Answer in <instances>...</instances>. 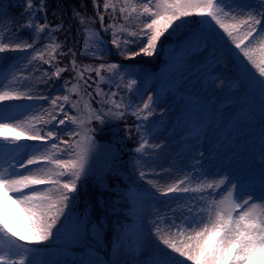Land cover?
Here are the masks:
<instances>
[{"label": "snow or ice", "instance_id": "6c2138e0", "mask_svg": "<svg viewBox=\"0 0 264 264\" xmlns=\"http://www.w3.org/2000/svg\"><path fill=\"white\" fill-rule=\"evenodd\" d=\"M92 4L94 9L99 8L98 0H92ZM103 8L106 13L111 9L108 15L113 21L118 9L125 21L123 24L105 25L104 15L96 11L101 30L104 33L111 30L112 45L120 55L129 59L141 53L152 56L161 37L169 33L170 29L174 31L181 27L186 22L184 18L193 15L201 18L198 21L201 26L199 39L205 48L209 34H215L218 27L235 45V49L239 50L236 53L229 50L225 54L229 58L235 56L238 59L242 53L248 64L257 70L259 78L248 64L240 61L238 65L258 87L264 100V0H254L253 3L244 0H104ZM37 12H46L45 0H26L27 22L22 27L32 30L33 42L18 43L13 50L27 52L28 49H33L32 61L39 60L55 69L51 73H43L47 80H51L52 76L59 79L61 73L69 71L67 67H57L56 63L57 55L70 53L69 63L71 71L75 73L72 80L76 83L68 87L70 81L66 80L65 94L55 97L31 94V90L19 91L20 87L25 86L23 81L28 80L33 71H39L35 65L28 69V76L17 77L13 74L8 84H3L0 79V264H26L22 254L30 253L32 249L18 243V240L39 245L49 241L54 235L53 229L65 208L70 207V201L75 199L71 194L77 191L78 182L86 174L88 151L95 143V130L90 127L92 122L103 125L109 120H120L126 115L146 122L154 115L156 108L154 96H148L142 106L133 107L131 103L124 102L123 96L119 100L114 99L118 92L103 90L102 84L121 87L124 80L121 74L123 65H78L77 55L93 56L99 60L109 51L100 31L85 27L83 48L79 53L71 48L67 53L59 52L62 45L56 42L52 33L61 30L62 22L54 28L46 18L44 23H38ZM73 14L74 17H80L81 25L85 24V18L79 12L74 10ZM129 20L142 24L139 31L129 28ZM91 23L95 21L91 20ZM125 32L127 36L139 39L129 40L118 35ZM45 35L49 37V42L43 49H35L34 45L42 41ZM5 38H0V53L10 50V45L3 42ZM137 43L138 52L128 49V45ZM233 63L236 64V59H233ZM29 64L31 65V61ZM11 67L23 71L19 64ZM92 72H95V79L91 75L85 78V73ZM102 73H107V76ZM117 78L121 83H116ZM47 80L44 82L47 83ZM93 84L95 97L99 98L96 99L99 108L92 107L93 92H89L88 88ZM135 84L134 79L127 81L129 92L133 91ZM71 94H75L77 99L73 100ZM20 100H47L51 109L43 108L27 120L11 123L10 118L4 117L3 113L25 106L3 102ZM65 105H69L76 114L70 115ZM35 107L36 105H28L26 111L30 112ZM61 114L62 119L59 118ZM66 122L75 127L67 130L64 127ZM38 125H44L47 131H43ZM135 131L138 134V146L133 151L137 154L134 159L138 164L139 179L155 189L159 197H163L161 200L149 189L142 190L146 201L154 202L152 206L155 218L151 221V235L164 248L149 245L141 264H251L253 256L264 251V153H261L262 171L258 192L233 182L229 177H214L209 180L206 174L197 175L194 169L201 162L195 157L192 169L184 171L183 175H179L178 169H165L166 173L176 172L179 178L172 179L169 174L163 178L172 182L161 185L159 180L150 177L163 176V173H157L155 169L149 172L150 161L145 159L151 155L149 148L159 147L150 141L152 130L149 125L139 123L135 125ZM62 132L68 135V140L61 137ZM73 137L79 139L74 140ZM23 141L39 143L26 144ZM261 144H264V134L261 135ZM141 163L142 167L139 166ZM221 188L224 190L219 193V199L213 197L208 200L203 195L209 189L216 191ZM190 193L198 196L185 195ZM193 200L203 203L197 206L190 203ZM157 203L163 206L162 209L156 208ZM10 204L17 206L21 215H13ZM173 204L175 207H172ZM18 229H22L23 234ZM142 236L143 231L139 233V237ZM143 243L146 244V241ZM15 256H20V259H14Z\"/></svg>", "mask_w": 264, "mask_h": 264}, {"label": "rangeland", "instance_id": "374dc122", "mask_svg": "<svg viewBox=\"0 0 264 264\" xmlns=\"http://www.w3.org/2000/svg\"><path fill=\"white\" fill-rule=\"evenodd\" d=\"M244 2L253 3L254 0H244ZM25 8L26 0H0V38L7 37L3 42L10 45V50L0 53V79L3 80V84H8L12 80L11 75L16 71L11 65L19 64V68L28 69L31 61V65L39 68V71H35L37 78L32 80L29 77L28 80L23 81L25 86L20 87L19 91L31 90L29 83L35 82L47 89L44 95L62 96L65 94L66 80L70 81L68 87L76 83L72 80L75 73L71 71V64L69 65L67 60V57L71 56L70 53L64 56L57 55L56 63L57 67H67L69 71L61 73L59 79L52 76L51 80H47L43 73H51L55 69L42 64L39 60L32 61L33 49H28L27 52L13 50L18 43L33 42L32 30L22 27L27 22ZM118 14L119 24L125 23L119 12ZM81 16L85 18V24L81 25L83 28L94 29V26L98 25L102 32L98 17L89 13ZM45 18L49 22L47 12L36 13V22L44 23ZM89 18L96 19V22L91 23ZM200 19L195 15L184 18L186 22L181 27L174 31L170 29L169 33L161 37L157 50L152 56H144L141 53L135 58H126L119 54L111 40L106 41L105 46L109 51L105 52L107 55L104 53L102 59H91L93 57L88 55L77 56L83 65L119 62L118 64L124 66L121 69L124 80L120 88L115 84L101 85L105 92H118L114 99L119 100L123 96L125 103H131L135 107L142 106V102L147 100L148 96H154L156 108L149 121H137L132 116L135 125L144 123L150 126L152 130L150 141L159 146L156 149L149 148L148 152L151 155L146 156L145 159L150 161L149 172L155 169L157 173H163V176L150 178L159 180L161 185L171 183L172 180L163 177L169 174L172 179L179 177L176 172H164L165 169L175 168L180 170L179 175H183L184 171L192 169V165L199 160L200 165L194 169L197 175L206 174L209 180L214 177H229L233 182L258 192L262 171L261 153H264V144H261V135L264 134V100L258 87L247 77L242 68L238 67L240 61L248 64L242 53L238 59L235 56L229 58L225 54L229 50L233 53L239 50L235 49V45L222 30L217 27L215 34H209L207 48L200 42L201 26L198 23ZM77 20L80 24V17ZM128 26L131 30L139 31L142 24L129 20ZM121 35L129 40L139 39V37L127 36L126 32ZM83 36L84 32H79L76 41L71 39L76 45L73 48L77 53L83 48V45L78 44L80 39L83 43ZM48 42L49 37L45 35L42 41L34 45V48L43 49ZM144 42L146 43V39ZM123 47L121 41V48ZM127 47L130 51H139L138 43ZM9 56L13 59L10 60ZM233 59H236V64L233 63ZM248 67L259 78L257 70L250 64ZM20 72L21 76H28L23 73L24 69ZM242 73L246 80L241 79ZM102 74L107 76V73ZM86 75H91L95 79V72ZM5 76L7 79H3ZM130 79L136 81L131 92L126 87ZM45 80L47 83L44 82ZM116 83H121L119 78ZM94 88L93 84L88 91L93 92L94 99L91 103L94 102L96 106L92 104V107L99 108L96 103V99L99 98L95 97ZM31 94L43 95L41 92L32 93V91ZM71 98L77 99L75 94H71ZM12 105L25 107L13 108L3 113L4 117L10 118L11 123L27 120L43 108L51 109L47 100H20ZM28 105H36V107L29 112L26 111ZM80 106L82 108L83 104L81 103ZM65 108L71 111L72 115L76 114L69 105H65ZM126 116L120 120H109L103 125L96 121L92 122L90 127H94L97 131L93 133L95 143L88 151L86 174L78 182L77 191L71 194L75 199L70 201V207L65 208L64 214L53 229L54 235L49 241L39 245L28 244L26 240L17 241L32 249L30 253L22 254L26 264L29 261L31 264H75L82 252L84 253H82V264L84 261L85 264L90 262L110 264L106 262L109 257H112L114 264H141L149 245H159L164 248V245L151 235L153 231L151 221L155 218L152 206L154 202L146 201L142 190L147 188L155 193V189L139 179L138 164L134 159L137 155L133 151L135 147L128 146L130 132H126L123 127ZM59 118L62 119L63 114ZM38 127L47 131L44 125ZM141 131L143 132V129ZM22 143L39 142L23 141ZM139 166L142 167L143 164ZM115 179H118L120 184H125L126 189L120 188L119 184L114 185ZM223 190V188L216 191L209 189L203 195L208 200L213 197L219 199V193ZM155 194L159 199H163L159 197V193ZM185 195L198 196L196 193ZM121 196L129 200L130 207L125 211L119 206ZM190 203L199 206L203 202L193 200ZM155 206L157 209L163 207L159 203ZM172 207H175V204ZM9 208L13 215H21L17 206L10 204ZM75 210L90 211L92 221L89 222L88 227L91 228V232L87 229L83 242L78 243L76 238L75 241L66 243L72 244L70 249L61 250L60 246L68 237L79 234L85 229V223L80 226L73 223ZM118 211L124 212V218L120 221H117ZM18 230L23 234L22 229ZM103 230L107 234H104ZM141 231L143 236L139 237ZM86 237H89V241L100 243L102 249L95 251L92 247L86 246L82 251L77 248L84 243ZM144 241L146 244L143 243ZM13 258L19 260L20 256ZM251 264H264V251L255 254Z\"/></svg>", "mask_w": 264, "mask_h": 264}, {"label": "trees", "instance_id": "16d2710c", "mask_svg": "<svg viewBox=\"0 0 264 264\" xmlns=\"http://www.w3.org/2000/svg\"><path fill=\"white\" fill-rule=\"evenodd\" d=\"M103 2H104V0H98L99 8L94 9L93 4H92V0H45V8H46V12L48 15V21L50 22L51 27L54 28L57 25L61 24V22H62L61 30L52 33V35L56 38L57 43H60L62 45V47L59 49L61 52L65 50L64 52L67 53V49H69L71 47H72L71 49L75 50L74 48L76 45H74V43H72V42L76 41V38L78 37L79 32L80 33L84 32L83 31L84 28L81 26V24H79V20H77L78 17H74V14H73L74 10L79 12L81 15L89 13V14H92L95 16H96V11L98 10L102 15H104L105 25H107L108 23L119 24V19H118L119 10L117 9L116 19H115V21H113L111 19V17L108 15V13L111 12V9H109L108 13H106L104 8H103ZM94 20L96 22V19H94ZM94 30L100 31L99 26L98 25L96 27L94 26ZM61 33L63 34L62 36L60 35ZM100 34H101V38L104 41L105 45H106V41L112 40L111 30H109L107 33L100 31ZM118 35H121V33H118ZM71 39H73V41ZM81 41H82V39H80V41L78 43L79 45H83V43ZM103 56H105V55L103 54ZM70 58H71V56L67 57V60L69 61ZM91 59H95V58L93 57ZM76 61H77L78 65L83 67L82 61L80 59H78V56L76 57ZM117 63H119V62H117ZM69 65H70V63H69ZM73 75H75V74H73ZM85 75H86V73H85ZM87 75H86V77H88ZM92 104H94V102H92ZM95 106L96 105L94 104V107ZM66 110L69 112L70 115H72L71 111H69L68 109H66ZM123 123H124L123 127L125 128L126 132H128V133L130 132V142H129L128 146L136 147L138 145V141H137L138 140V134L135 131V124L133 123L132 116L131 115L126 116V119ZM64 127L67 130H72L75 126L72 125L70 122H66V125ZM93 129L95 131H97V129H95L94 127H93ZM61 137L63 139H66V140L69 139L68 135H66L64 132L61 133ZM73 139L74 140L78 139V137H73ZM118 184L120 185V188L123 187V190L126 189L125 184H120L118 179H115L114 185L117 186ZM121 193H123V191ZM118 194H120V193H118ZM117 198H118V196H117ZM120 198H121V202L119 203L120 209H122V211L129 209V207H130L129 206V200L124 198V197L122 198V196ZM75 211H76V213L74 214L75 216H74V218H72L73 223H77L78 226L83 225L85 223L86 224L85 229L83 231L79 232V234L71 235L70 237H68L67 241L60 246L61 250L70 249L72 244L69 243V245H67L66 243L71 242V241H75L76 238H78V243H80L81 241L83 242V239L85 238V234L87 233V229L89 230V232H91V228L88 227L89 222L92 221L90 211L89 210H87V211L75 210ZM123 213L124 212H120V211L117 212V214H116V216L118 218L117 221H120L121 219L124 218ZM104 234H107V232L104 231ZM99 244H96L92 241H89V237H86V239L84 240V243L83 244L81 243L77 248H80V250L84 251L85 247L89 246V247H92L93 250L97 251V250L102 249L101 248L102 245L101 244L99 245ZM76 245H77V243H76ZM82 253H80V256L78 257L79 260H76L77 263H75V264H82V260H83L82 256L84 254V253L83 254ZM85 262L86 261H84V264H85ZM106 262H108L110 264H114L112 262V257L111 258L109 257ZM59 264H62V263H59Z\"/></svg>", "mask_w": 264, "mask_h": 264}, {"label": "bare ground", "instance_id": "6f19581e", "mask_svg": "<svg viewBox=\"0 0 264 264\" xmlns=\"http://www.w3.org/2000/svg\"><path fill=\"white\" fill-rule=\"evenodd\" d=\"M10 57V56H9ZM13 59V57L11 56L10 57V60H12ZM9 60V59H8ZM32 67V65H29V67H28V69L29 68H31ZM20 69H24V72L23 73H25L26 75H29V72H28V69L27 68H20ZM16 71L14 72V74L15 75H18V76H21L20 74H21V72L19 73V71L20 70H17V69H15ZM18 73V74H17ZM11 76H13V75H11ZM30 78L32 79V80H36V78H37V75H36V72L35 71H33L32 72V75L30 76ZM29 87L31 88V91H32V93H40L41 92V94H43L44 95V93H46V91H47V89H45V87L44 86H39L38 84H36L35 82H30L29 83ZM3 103H5V104H15V101H8V102H3Z\"/></svg>", "mask_w": 264, "mask_h": 264}]
</instances>
